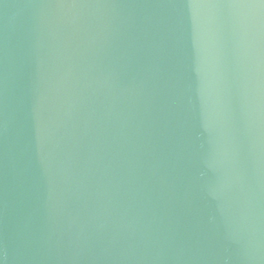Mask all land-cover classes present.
Listing matches in <instances>:
<instances>
[{
	"label": "water",
	"instance_id": "obj_1",
	"mask_svg": "<svg viewBox=\"0 0 264 264\" xmlns=\"http://www.w3.org/2000/svg\"><path fill=\"white\" fill-rule=\"evenodd\" d=\"M0 264H264V0H0Z\"/></svg>",
	"mask_w": 264,
	"mask_h": 264
}]
</instances>
